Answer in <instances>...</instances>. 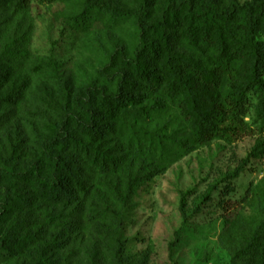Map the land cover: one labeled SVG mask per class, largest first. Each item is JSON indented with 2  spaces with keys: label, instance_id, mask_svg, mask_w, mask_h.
I'll return each instance as SVG.
<instances>
[{
  "label": "rangeland",
  "instance_id": "1",
  "mask_svg": "<svg viewBox=\"0 0 264 264\" xmlns=\"http://www.w3.org/2000/svg\"><path fill=\"white\" fill-rule=\"evenodd\" d=\"M10 1L0 0V73L7 77L0 87V161L24 169L38 159L63 101L88 92L107 126L94 143L107 165L73 152L82 190L66 205L45 199L30 180H18L28 200L14 213L15 233L10 220H0V239L27 238L0 251V264H34L40 253L53 264H232L233 257L238 264L257 262L264 250L258 94L248 95L247 130L225 115L223 131L201 140L164 88L138 78L117 52L132 56L138 9L151 21L165 0ZM207 1L193 0L198 6ZM217 1L219 7L228 3ZM82 14L90 22L75 24ZM169 36L176 51L190 52L180 28ZM257 38L264 42V33ZM197 56L212 67L211 51ZM148 66L163 77L160 61ZM121 73L133 97L106 111L99 90L114 89ZM232 74L217 88L206 87L224 108L230 84L240 79Z\"/></svg>",
  "mask_w": 264,
  "mask_h": 264
},
{
  "label": "trees",
  "instance_id": "2",
  "mask_svg": "<svg viewBox=\"0 0 264 264\" xmlns=\"http://www.w3.org/2000/svg\"><path fill=\"white\" fill-rule=\"evenodd\" d=\"M148 1L143 0L144 3ZM148 18L146 12L139 8L135 19L137 45L132 56L127 58L123 49H117V52L121 61L129 64L138 78L164 88L201 140L223 131L220 123L225 115L240 130H247L244 117L251 92L258 94L259 111L264 117V42L257 38L264 33V0L244 3L228 0L223 7H219L217 0H208L202 6L195 5L193 0H165L160 16L151 21ZM77 20L75 24L86 25L91 19L82 14ZM173 28H180L188 40L190 52L187 55L176 51L170 44L169 30ZM207 51L215 56L212 67L205 66L197 56L205 55ZM152 60L160 61L163 77L149 68ZM107 70L108 66H105L103 74L108 75ZM231 72L240 79L230 84L224 108L218 99L209 95L206 87L217 88ZM4 75L0 73V87L7 78ZM115 84L114 89L102 87L99 90V103L106 111L133 97L123 73L117 76ZM62 105L58 119L48 125L38 159L24 169L16 166L10 169L0 161V190L5 189L0 201V220H10L12 233L19 228V220L14 213L28 200L18 191V180H30L45 199L66 205L76 200L77 193L82 190L78 162L73 152L92 158L94 164L102 168L107 165V157L94 145L107 127L97 116L96 99L88 92L85 95L80 93L71 100H64ZM239 172L240 169L236 170L231 178L237 177ZM207 196L210 198L209 194ZM26 238V235L16 238L5 235L0 239V251L14 245L15 241L25 242ZM34 264L53 263L40 253ZM232 264H238L234 257ZM244 264H264V250L258 255L257 262Z\"/></svg>",
  "mask_w": 264,
  "mask_h": 264
}]
</instances>
